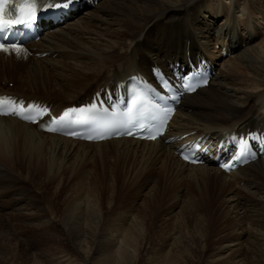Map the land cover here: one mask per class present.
I'll return each mask as SVG.
<instances>
[{
  "label": "bare ground",
  "instance_id": "1",
  "mask_svg": "<svg viewBox=\"0 0 264 264\" xmlns=\"http://www.w3.org/2000/svg\"><path fill=\"white\" fill-rule=\"evenodd\" d=\"M210 1L101 0L94 9L85 10L78 18L34 44L41 51L49 52L45 63L52 67L56 80L50 92H56L69 101L82 94L86 97L91 85L94 91L136 71L147 72L154 63L165 65L187 55L195 57L199 52L209 56L210 43L226 41L234 54L228 60L231 66L217 67L215 79L207 88L185 97L168 134L181 135L197 130L212 137L221 135L224 130L259 125L264 122V38L253 45L257 36L254 25L245 15V9L238 7L243 0H235L231 7L223 4L222 10L217 7L213 11L207 9ZM247 1L253 9L264 13V0ZM221 13L224 18L220 22ZM238 13L244 15L242 23L237 21ZM199 15L206 16L199 19ZM123 51V58L118 60ZM3 54L0 52V56ZM54 55L55 58H50ZM62 56L66 60H59ZM0 59V75L3 65L6 66L5 74L14 75V69L20 64L18 60L11 56ZM62 62L73 68L70 75L63 71ZM244 69L249 70L250 77L244 76ZM94 79L95 84L92 83ZM35 83L42 90L47 89L41 79ZM29 125L17 118L0 117L2 161L12 163L15 158L37 159L44 161L47 167L58 169L61 165L67 166L70 159L101 156L102 148L112 145L121 152L116 159H139L141 164L163 161L161 169L179 174L182 180L194 185L200 197L218 198L220 208H224L229 216L234 214L236 218L250 219L262 214L257 208L263 207L259 210L264 212V158L230 172L228 177L211 164L195 166L183 162L174 154L173 145L166 144L163 139L148 142L118 138L93 143L36 132L37 129L35 131ZM122 153L126 156L122 157ZM49 177L50 174L47 175ZM14 180L16 178L0 166V197L15 196L10 203H5L7 208L4 209L10 222L18 225V233L25 237L27 234L30 237L33 234L59 237L54 233L60 230L71 244L70 247L44 244L46 248H41L39 254L46 264L136 263L135 251L128 237L114 232L107 222L104 223L100 211L90 204L92 201L75 197L66 202L57 221H54L39 203L22 204L24 199L7 187ZM236 187L245 196L236 194ZM2 206L0 204V209ZM133 219L135 223V217ZM236 246L237 242L231 241L220 249ZM23 250L16 234L13 236L0 226V264H42L34 255H24L26 249ZM147 264H160V261L153 258Z\"/></svg>",
  "mask_w": 264,
  "mask_h": 264
},
{
  "label": "rangeland",
  "instance_id": "2",
  "mask_svg": "<svg viewBox=\"0 0 264 264\" xmlns=\"http://www.w3.org/2000/svg\"><path fill=\"white\" fill-rule=\"evenodd\" d=\"M197 1L194 0L195 3ZM242 2L238 3V7L245 9L246 15L253 22L251 24L262 33L260 35L259 31L255 30L257 39L255 36L256 42L254 41L253 45L259 44L264 38L262 18L264 13L262 10L253 9L247 0ZM235 3V0H211L207 9L213 11L217 7L221 8L223 4L225 7H231ZM205 16L198 17L203 19ZM220 16L221 22L224 17L222 13ZM236 16L240 19L243 15L238 13ZM243 36L246 37L245 32ZM211 44L216 43H210L209 48ZM210 49V53L220 57ZM233 55L219 60L218 68L223 69L224 65L231 66V61L228 60ZM6 56H11L20 64L16 66L11 77L5 74L6 66L3 65L0 85L8 89L0 88L1 90L26 99L54 101L53 106L58 102L56 104L58 106L55 107L59 109L77 99L84 100L83 94L69 101L56 92H50L56 80L52 67L45 63L49 57H25L22 53L4 52L0 58ZM123 56L124 51L117 57L118 60ZM55 57L56 55L50 58ZM59 60L66 58L62 56ZM61 64L64 65L62 66L65 74L70 75L73 68L65 62ZM28 69L30 73H27ZM242 71L245 77L251 76L249 70ZM38 79L45 84L46 90L37 87L35 82ZM95 82L96 79L92 80L93 84ZM93 88L91 85L86 91L88 96L93 91L89 90ZM29 126L36 131V126L31 124ZM36 132L41 131L37 129ZM102 151L101 156L88 155L86 159H70L67 166L61 165L56 168L57 170L47 167L44 161L37 159L15 158L12 163H7L0 157V166L11 173L14 179L16 178L7 187H11L17 192L16 196L24 199L22 204L39 203L54 221H57L66 202L75 197L92 201L90 204L100 211L102 221L107 222L114 232L128 237L131 248L135 251V264H147L153 258L159 260L160 264H264V212L259 210L263 207L257 208L262 214L250 219L236 218L234 214L233 217L229 216L224 208H220L218 198L210 200L200 197L194 185L182 180L179 174L161 169L163 161L141 164L139 159H116L121 152L112 145L102 148ZM123 156L126 155L122 153ZM238 187L234 192L239 196L244 195L242 192L239 193ZM12 197L15 196L0 197L2 202L0 204L3 205L0 209V226L8 229L13 236L16 234L22 248L24 247L23 251L26 249L24 255L26 253L34 255L35 259L46 264L45 259L39 254L41 248H46L43 247L44 244H50L52 247L57 245L70 247L66 235L61 234L60 230L57 231L60 227L57 223L55 224L58 228L55 229L60 235L57 232L54 234L59 237L37 235L35 237L34 234L30 237L26 233L28 238L19 234L18 225L10 222L4 209L5 203H10ZM133 217L136 219L135 223ZM231 241H236L237 246L220 249ZM215 250H218L217 254Z\"/></svg>",
  "mask_w": 264,
  "mask_h": 264
},
{
  "label": "snow or ice",
  "instance_id": "3",
  "mask_svg": "<svg viewBox=\"0 0 264 264\" xmlns=\"http://www.w3.org/2000/svg\"><path fill=\"white\" fill-rule=\"evenodd\" d=\"M74 0H40L39 5L36 3V0H28V2L22 5H16L18 8H22L24 11V17L15 21L18 24H27L30 23L36 17L37 8L52 10L53 12L61 11L69 8ZM13 20L12 19H5L4 18V6L3 0H0V31L13 27ZM18 49L19 46L15 45ZM0 50L7 51V48L3 43H0ZM0 114H7V113H0ZM52 123H55V119H53ZM48 131H55L54 127H46Z\"/></svg>",
  "mask_w": 264,
  "mask_h": 264
}]
</instances>
